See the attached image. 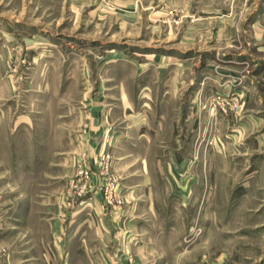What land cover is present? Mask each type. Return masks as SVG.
I'll return each mask as SVG.
<instances>
[{
  "label": "rangeland",
  "instance_id": "rangeland-1",
  "mask_svg": "<svg viewBox=\"0 0 264 264\" xmlns=\"http://www.w3.org/2000/svg\"><path fill=\"white\" fill-rule=\"evenodd\" d=\"M0 264H264V0H0Z\"/></svg>",
  "mask_w": 264,
  "mask_h": 264
},
{
  "label": "bare ground",
  "instance_id": "bare-ground-1",
  "mask_svg": "<svg viewBox=\"0 0 264 264\" xmlns=\"http://www.w3.org/2000/svg\"><path fill=\"white\" fill-rule=\"evenodd\" d=\"M151 57H155V58H162V56H158V55H153Z\"/></svg>",
  "mask_w": 264,
  "mask_h": 264
}]
</instances>
